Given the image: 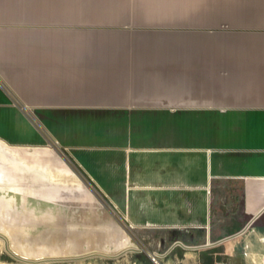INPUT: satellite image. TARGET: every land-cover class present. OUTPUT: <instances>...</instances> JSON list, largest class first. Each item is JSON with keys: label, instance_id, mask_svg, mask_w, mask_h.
<instances>
[{"label": "crops", "instance_id": "0c3cea01", "mask_svg": "<svg viewBox=\"0 0 264 264\" xmlns=\"http://www.w3.org/2000/svg\"><path fill=\"white\" fill-rule=\"evenodd\" d=\"M123 1L0 0L1 174L139 264H264V0Z\"/></svg>", "mask_w": 264, "mask_h": 264}, {"label": "rangeland", "instance_id": "374dc122", "mask_svg": "<svg viewBox=\"0 0 264 264\" xmlns=\"http://www.w3.org/2000/svg\"><path fill=\"white\" fill-rule=\"evenodd\" d=\"M1 171L9 188L0 187V264H139L140 255L124 253L122 232L109 239L97 230V216L109 213L97 191L92 203L36 205L35 212L33 200L10 188L11 175Z\"/></svg>", "mask_w": 264, "mask_h": 264}, {"label": "trees", "instance_id": "16d2710c", "mask_svg": "<svg viewBox=\"0 0 264 264\" xmlns=\"http://www.w3.org/2000/svg\"><path fill=\"white\" fill-rule=\"evenodd\" d=\"M140 1V2H139ZM135 1L136 3H140L141 5H151L157 6L164 4L163 0H139ZM169 1V0H168ZM206 5H210L212 7L217 8H239V0H202ZM70 5H102V6H110V5H123V0H68ZM137 5V4H136Z\"/></svg>", "mask_w": 264, "mask_h": 264}]
</instances>
